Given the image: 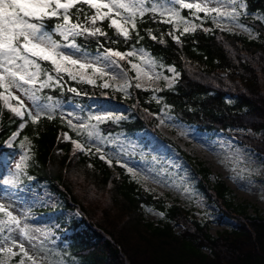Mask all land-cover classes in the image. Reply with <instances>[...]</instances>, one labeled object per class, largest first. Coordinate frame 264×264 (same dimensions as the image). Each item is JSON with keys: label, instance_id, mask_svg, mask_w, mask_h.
Wrapping results in <instances>:
<instances>
[{"label": "trees", "instance_id": "1", "mask_svg": "<svg viewBox=\"0 0 264 264\" xmlns=\"http://www.w3.org/2000/svg\"><path fill=\"white\" fill-rule=\"evenodd\" d=\"M146 1L151 7L153 3L167 4L171 0ZM246 3L247 10L258 13L261 19L244 22L264 38V0ZM85 10L94 11L87 7ZM75 11L73 8L72 12ZM189 13L183 11L185 16ZM80 19L83 21V13ZM117 19L123 24L120 17ZM202 23V28L175 40L171 25L164 22L160 13L147 11L137 17L135 28L124 25L129 31L128 38L115 26L110 27L108 18L97 21L106 36L75 38L90 56L108 48L123 53L149 52L160 68L173 66L180 73V79L170 88L144 90L131 82L125 91L104 89L61 74L59 84L45 87L39 93L43 98H51L41 101L51 108L46 109L38 122H33L27 111L23 118L15 115L0 101V173L7 174V181L13 177L12 166L23 151L20 142L24 141L31 156L15 184L19 187L32 184L57 197L53 211L60 212L63 235L55 245L42 243L40 248L48 264H264V216L251 215L247 206L236 204L231 189L223 181L212 182L210 170L176 145L173 147L190 167V176L198 179L193 185L195 193L214 202L221 219H231L234 228L212 235L210 222H201L183 206L168 204L142 188L119 164L118 159L123 156L120 152L110 150L109 145L105 154L97 151L116 137L122 138L126 147L135 142L140 145L139 151H146L149 134L163 138L157 128V116L163 112L196 126L201 132L243 129L264 134V42L213 29L210 18ZM116 58L133 76L129 66L132 56ZM41 63L43 70L52 71L49 62ZM72 88L77 91H71ZM15 95L19 96L16 92ZM20 100L31 109L21 97ZM104 100L128 105L132 112L120 116L119 121L108 119L100 123L99 138L88 137L86 131L78 134L63 117L68 103L95 112L92 104ZM10 103L13 107L20 106V101L14 98ZM49 113L53 118H48ZM24 122L25 126L20 128ZM16 131L19 135L9 146L5 142ZM235 136L264 156V137ZM74 140L90 151L77 148ZM129 155L139 153L129 150ZM158 160L161 162L159 156ZM149 208L163 214L158 224L146 218L145 209ZM38 211L43 213L46 209ZM67 212L79 218L68 216ZM177 227L181 231L177 232Z\"/></svg>", "mask_w": 264, "mask_h": 264}, {"label": "rangeland", "instance_id": "2", "mask_svg": "<svg viewBox=\"0 0 264 264\" xmlns=\"http://www.w3.org/2000/svg\"><path fill=\"white\" fill-rule=\"evenodd\" d=\"M188 2L195 3L197 0H188ZM199 2H203V0H199ZM240 3L246 5L244 9L237 8V11L241 13L237 17L240 24L232 21L227 16L213 21L212 16L216 15L215 13H206L204 11L197 13L195 9L183 8L176 4L175 0L167 4L153 3V5L158 6L160 10L180 8L181 16L186 21H191V23L178 21L176 18L170 17L165 11L162 17L165 22L172 26L174 38L186 33H194L202 27V21L210 18L213 28L239 33L249 39L264 42L260 32L244 22L245 20L252 22L260 20L261 16L258 13H251L247 10L246 0H237V4ZM229 4L230 0H208L209 7L223 5L227 9ZM183 10L190 12L189 16H185ZM158 12L160 13L159 10ZM112 15L115 16V13H112ZM240 25H243V27ZM185 27L189 29L187 32L184 31ZM66 51L72 52L74 50L66 49ZM97 55L101 57L102 63L100 66L104 67L105 72L110 73V75L93 74V70L90 68L80 69L79 65H73L70 71L77 76L76 80L88 83V78L94 79L96 81L95 84H88L93 86L100 85L104 89L112 90H119V86H123L125 83H127V88H129L131 82H134L141 89L161 91L162 89L170 88L180 79V73L173 66L165 69L160 68L153 62L147 51L132 52V60H130L131 63L129 61V66L133 76L128 74L116 57L112 60L104 61V52L90 57L95 58ZM133 64L139 65L143 71L138 72L133 67ZM173 68L179 75L174 76ZM62 74L70 76L68 73ZM165 77H174L171 86H169V81ZM105 81L110 85L109 87H104ZM13 90L31 109H35L33 102L23 92L18 89ZM92 106L95 108V112L92 110L85 111L76 103H68L64 106L63 117L68 123L71 121V125H78L88 123L90 116L95 121L94 114L97 111H110L119 117L132 112L128 105L106 100L96 101ZM169 117L173 116L168 112H163L157 117V128L164 139L156 135H148L149 144L146 151H139L140 145L135 142L130 143L126 147V143L122 138L116 137L100 146V152L105 154L108 145L110 150L120 152L123 155L118 159L120 164L123 167L125 164L127 165V168H124L128 173H130L128 168L135 169V176L132 173L130 174L142 188L157 194L158 197L163 198L168 204L177 203L183 206L190 211L195 219L201 222H210V232L214 236L234 228L235 224L229 218L221 219L216 204L208 200L204 195L195 193L193 185L198 179L190 176V167L173 145H176L195 161L204 164L211 172L212 182L223 181L231 189L232 198L236 204L247 206V212L251 215L260 214L264 216V156L254 151L251 147L242 144L235 136L248 135L262 139L264 134L243 129L228 130L226 132H201L196 126H190L184 122L182 123L185 127L182 129L172 126L169 123ZM161 120L164 123H161ZM129 150L137 151L139 155L131 156L129 155ZM26 151H28L29 157L31 156L28 146L25 147L12 166V170L15 173L16 163L20 161V156ZM144 155L147 157L143 158L142 156ZM158 156L161 162H159ZM180 167L181 170L179 171ZM6 175L4 172L0 173V204H3L20 221L19 226H17L11 223L5 213H0V220L5 221L4 225H0L3 228L0 231V245L6 246L11 244L12 239L17 240V245L13 250L18 255L8 260L7 264H19L21 259H23L24 264H32L31 260L19 252L20 243L25 245L29 255L35 259L37 264H48L40 248L42 243L48 241L49 245H55L63 235V229L60 226V212L53 211L56 207L57 197L50 193L48 189H38L32 184L19 187L17 184L6 183ZM38 209H46V211L42 213ZM66 214L68 216L75 215L71 212ZM145 214L148 221L155 224H158L163 218V214L153 208L145 209ZM76 218H79V216H76ZM25 225L28 226V237L24 236L21 231ZM176 231H181V227H177ZM70 233L71 231L67 232V234ZM17 257L20 258L16 260ZM0 258H4L3 253H0Z\"/></svg>", "mask_w": 264, "mask_h": 264}, {"label": "snow or ice", "instance_id": "3", "mask_svg": "<svg viewBox=\"0 0 264 264\" xmlns=\"http://www.w3.org/2000/svg\"><path fill=\"white\" fill-rule=\"evenodd\" d=\"M175 2L183 8L195 9L197 13L200 11L215 13L216 15L212 16L213 21L227 16L237 24H240L237 17L241 15L237 8H246L244 3L237 4V0H230L227 9L223 5L209 7L208 0H203V2L197 0L195 3H189L188 0H175ZM85 7L94 11L88 12ZM73 8L76 9L75 13L72 12ZM158 10L161 16L166 11L170 17L176 18L178 21L191 23L181 16L180 8L160 10L156 5L147 6L146 0H0V101H3L4 105L15 115L23 118L25 111H27L31 120L38 122L40 117L45 114L46 109L51 108V105L41 103L43 99L51 98H43L39 93L45 87H54L59 84L62 73H68L71 79L76 80L77 76L70 71L71 66L79 65L80 69L90 68L93 70V74L110 75V73L105 72L104 67L100 66L102 61L99 55L95 58L90 57L89 53L76 43L75 38L77 36H96L97 34L106 36L107 34L97 26V21L108 18L110 20L109 26H115L119 33L128 38L129 31L124 26L125 24L135 28L138 16L142 17L147 11H152L155 14ZM81 13H83V21L80 19ZM112 13H115V16ZM73 15L76 16L75 20H73ZM117 17L123 20V24ZM240 26L243 27V25ZM188 30V27L184 28V31L187 32ZM137 35L139 34L137 33ZM175 39L179 40V37H175ZM66 49H73L74 51L68 52ZM129 55L132 53H123L108 48L104 52L103 59L109 61L115 57L123 58ZM45 61L50 62L52 71L42 69L41 62ZM133 67L138 72L143 71L139 65L133 64ZM173 73L174 76L179 75L174 68ZM42 77L46 78L42 79ZM165 79L169 81V86H171L174 77H165ZM87 82L96 83L94 79L90 78L87 79ZM109 86L105 81L104 87ZM127 87L128 85L125 83L123 86H119V90L125 91ZM13 89L23 92L33 102L35 109L24 106L23 101L15 95ZM71 91L76 92L77 89L72 88ZM13 98L20 101V106L13 107L10 103ZM22 108L25 110H21ZM48 118H53V115L49 113ZM92 119L93 117L90 116L89 122L86 124L71 125V121L69 124L78 130V134L86 131L88 137L99 138L101 136L99 124L108 119L119 121L120 117L110 111H97L94 114L96 123H91ZM25 123H21L19 127L23 128ZM161 123L164 121L161 120ZM169 123L174 127L182 129L185 127L182 122L177 121L174 117H169ZM18 135V131L13 132L5 143L11 146ZM27 139L28 137H24V140ZM73 144L84 151H90L79 140H74ZM20 148H25L24 141L20 142ZM97 151L99 152L100 148H97ZM102 158L105 157L102 156ZM28 160L29 154L26 151L20 156V161L16 163V173L6 183H17L18 176L24 174V169L28 166ZM108 163L111 164L112 160L108 159ZM124 167L127 168V165L125 164ZM128 171L135 176V169L128 168ZM0 213H5L11 223L19 226V218L8 211L3 204H0ZM4 224L5 221L0 220V225ZM2 230L3 228L0 227V231ZM21 231L24 236H29L27 225ZM16 245V239H12L11 244L6 246L0 245V253L4 254V258H0V264H7L8 260L18 255L13 250ZM19 252L31 260L32 264H37L23 243L19 244ZM19 264H24L23 259L19 261Z\"/></svg>", "mask_w": 264, "mask_h": 264}]
</instances>
